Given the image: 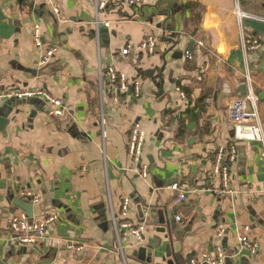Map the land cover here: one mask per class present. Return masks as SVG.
<instances>
[{
  "label": "crops",
  "instance_id": "crops-1",
  "mask_svg": "<svg viewBox=\"0 0 264 264\" xmlns=\"http://www.w3.org/2000/svg\"><path fill=\"white\" fill-rule=\"evenodd\" d=\"M32 1L33 7L0 0V91L41 88L60 98L66 111L53 116L42 98L0 102L9 119L0 126V264H147L134 255L133 235H121L119 244L115 238L110 216L123 220L125 198V219L144 223V255L151 253L155 264L167 245L146 210L156 204L173 208L174 221L181 217L175 240L186 261L221 245L230 255L223 264H264L263 145L238 143L229 165L231 195L208 191L220 182L211 170L215 153L233 137L226 116L232 99L257 97L264 135V99H258L264 91V0H238L246 13L241 27L234 0H106L98 19L108 25H99L98 36L93 0ZM34 22L46 44L59 46L48 65L39 64L31 42ZM148 35L156 39L152 54L138 49ZM252 37L260 47L244 52L242 38ZM108 66L139 82L140 94L122 92L116 101L104 83L102 137L97 75ZM134 121L145 133V180L126 151ZM173 183L185 199L178 200ZM25 193L39 198L34 217H56L44 238L28 244L9 228L22 211L14 201ZM244 226L257 242L254 255L238 245ZM155 237L161 242L152 249ZM70 243L82 249L66 248Z\"/></svg>",
  "mask_w": 264,
  "mask_h": 264
},
{
  "label": "built area",
  "instance_id": "built-area-1",
  "mask_svg": "<svg viewBox=\"0 0 264 264\" xmlns=\"http://www.w3.org/2000/svg\"><path fill=\"white\" fill-rule=\"evenodd\" d=\"M53 3L54 0H47ZM130 5H142L146 3V0H123ZM106 0H93V7L95 13L94 25L96 29V36H98L99 25H108L107 21H100L98 19L99 12L103 11L106 7ZM52 12L54 18L62 23L65 21L58 7L53 6ZM233 15L235 17L236 24L241 27V21L246 16L240 7L238 0H234ZM156 39L153 36L148 35L138 45L139 50H144L149 54L154 52ZM31 42L35 49L39 50V64L48 65L53 57L59 50L57 44H46L42 38L41 28L37 22H34L31 27ZM242 50L248 52L260 47V42L256 38H242ZM130 46L122 49L123 55L128 54ZM188 55V52H186ZM189 56V55H188ZM98 96L100 98V111H99V124L101 127L102 137L105 136L104 124V105H103V85L105 82L110 84V90L113 95V99L117 101L119 93L130 91L134 97H138L140 94V83L137 81L129 82L125 73L117 71L114 67L108 66L105 71L98 69ZM182 94V93H181ZM183 95V94H182ZM30 98H42L51 107V113L53 116L61 117L66 108L63 101L60 98L53 97L49 92L41 88H25L22 90H2L0 91V102L5 100H26ZM226 116L229 123L233 127V137L230 139L226 146L218 147L213 162H212V174L215 177H219V184L211 187L208 191L212 194L219 195H231L232 189L228 184L229 165L235 162L238 155V143L240 142H260L264 147V135L260 123V119L257 112V97L249 93L244 98H234L231 100L227 107ZM145 139V133L142 130L138 122H132L129 128V133L126 140V151L130 160L137 166L138 175L142 179H147L149 176V166L142 162L141 155L143 151V144ZM264 156V148L262 151ZM84 171V167L81 168ZM172 191H178L179 186L177 183H173L169 186ZM24 200H29L31 204L37 203L39 198L32 196L30 193L23 195ZM185 199V192H180L178 200ZM129 198H125L121 204L120 215L123 220L118 221L113 213H111L110 220L112 223L115 238L119 244L121 235L131 234L135 237V243L133 247L136 249L145 247L144 239V223L134 224L133 222L125 219L128 213ZM56 219L55 216L49 215L44 218H36L28 216L26 212L20 211L13 215L10 220L9 228L15 237L22 244L34 243L39 239L45 237L47 232V226ZM180 216L175 217V221L179 222ZM244 234H240L237 238V242L240 248L250 252L252 255L257 253V242L251 240L246 236V232L249 230L247 226L242 228ZM223 230L217 231L216 236L220 238L223 235ZM68 249H74L80 251L82 246H75L72 243L66 245ZM120 249V245H119ZM121 250V249H120ZM122 255V253H121ZM227 249L221 245L212 246L211 249L203 251L199 258H190L189 264H223L225 259L229 257Z\"/></svg>",
  "mask_w": 264,
  "mask_h": 264
},
{
  "label": "water",
  "instance_id": "water-1",
  "mask_svg": "<svg viewBox=\"0 0 264 264\" xmlns=\"http://www.w3.org/2000/svg\"><path fill=\"white\" fill-rule=\"evenodd\" d=\"M15 3L17 5L26 3L29 4L30 7L34 6V2L32 0H15ZM258 99H264V91L258 95ZM8 122L9 119L7 118V111L5 112L1 111V107H0V126L5 125ZM14 205L17 206L20 210L26 212L28 216H32L33 205L29 201L17 199L14 201ZM146 210L148 211L149 219L153 222V224L161 226V227H157L156 231L158 233L164 234L167 241V245L165 246L164 249L163 261L162 263L159 264H189V262L186 261L180 254L181 243L175 240L176 237L179 236V234H182V232L178 230L179 231L178 234L177 225L172 216L174 209L167 208L164 206L159 207V205L156 204L152 206H147ZM98 215H101L103 220L105 219L104 213ZM139 216L142 218L141 210H139ZM160 242H161L160 237H155V239L151 241L149 246L152 249H156ZM144 252H145V248H139L136 249L134 255L136 257L140 256L141 260L145 261L147 264H155L151 258V253L148 252L147 254L144 255Z\"/></svg>",
  "mask_w": 264,
  "mask_h": 264
},
{
  "label": "rangeland",
  "instance_id": "rangeland-1",
  "mask_svg": "<svg viewBox=\"0 0 264 264\" xmlns=\"http://www.w3.org/2000/svg\"><path fill=\"white\" fill-rule=\"evenodd\" d=\"M244 19V18H243Z\"/></svg>",
  "mask_w": 264,
  "mask_h": 264
}]
</instances>
